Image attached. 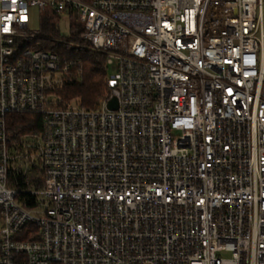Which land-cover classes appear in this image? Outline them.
<instances>
[{
  "label": "built area",
  "instance_id": "1",
  "mask_svg": "<svg viewBox=\"0 0 264 264\" xmlns=\"http://www.w3.org/2000/svg\"><path fill=\"white\" fill-rule=\"evenodd\" d=\"M32 10L106 56L93 108ZM0 264H264V0H0Z\"/></svg>",
  "mask_w": 264,
  "mask_h": 264
},
{
  "label": "trees",
  "instance_id": "2",
  "mask_svg": "<svg viewBox=\"0 0 264 264\" xmlns=\"http://www.w3.org/2000/svg\"><path fill=\"white\" fill-rule=\"evenodd\" d=\"M50 19V17L43 19L35 41L40 42L42 49L70 59L81 69L80 80L64 87L61 94L67 100L77 99L82 106L93 108L106 92L104 85L107 73L106 56L94 50L88 42L79 37L82 31L75 23L70 28L67 39H64L52 26ZM59 38L64 40L54 42ZM11 119L12 127L22 132H30L39 125V118L35 115H18Z\"/></svg>",
  "mask_w": 264,
  "mask_h": 264
},
{
  "label": "rangeland",
  "instance_id": "3",
  "mask_svg": "<svg viewBox=\"0 0 264 264\" xmlns=\"http://www.w3.org/2000/svg\"><path fill=\"white\" fill-rule=\"evenodd\" d=\"M31 12H32V17H31L30 26L31 28L38 30L39 26L41 25L40 16L37 11L32 10ZM50 23L62 38L67 39L69 35V27H68V22L64 18L60 19L57 22H54L52 19H50Z\"/></svg>",
  "mask_w": 264,
  "mask_h": 264
},
{
  "label": "water",
  "instance_id": "4",
  "mask_svg": "<svg viewBox=\"0 0 264 264\" xmlns=\"http://www.w3.org/2000/svg\"><path fill=\"white\" fill-rule=\"evenodd\" d=\"M108 108L113 110L117 108L116 100L114 98L110 99L108 102Z\"/></svg>",
  "mask_w": 264,
  "mask_h": 264
},
{
  "label": "snow or ice",
  "instance_id": "5",
  "mask_svg": "<svg viewBox=\"0 0 264 264\" xmlns=\"http://www.w3.org/2000/svg\"><path fill=\"white\" fill-rule=\"evenodd\" d=\"M5 30H7V29H5Z\"/></svg>",
  "mask_w": 264,
  "mask_h": 264
}]
</instances>
